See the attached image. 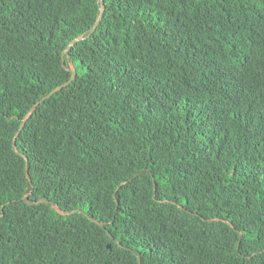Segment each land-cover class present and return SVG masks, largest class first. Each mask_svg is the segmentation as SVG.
Wrapping results in <instances>:
<instances>
[{
	"label": "trees",
	"instance_id": "obj_1",
	"mask_svg": "<svg viewBox=\"0 0 264 264\" xmlns=\"http://www.w3.org/2000/svg\"><path fill=\"white\" fill-rule=\"evenodd\" d=\"M104 2L0 0V264H264V0Z\"/></svg>",
	"mask_w": 264,
	"mask_h": 264
},
{
	"label": "water",
	"instance_id": "obj_2",
	"mask_svg": "<svg viewBox=\"0 0 264 264\" xmlns=\"http://www.w3.org/2000/svg\"><path fill=\"white\" fill-rule=\"evenodd\" d=\"M101 5H102V6H101V13H100L99 19H98V21L96 22V24H95L94 28L92 29V31L89 33V35L92 34V33L98 28V26H99V24H100V22H101V20H102V18H103L104 11H105V2H104V0H101ZM83 39H84L83 37H80V38L76 39L75 41H73V42L68 46V48L66 49V51H68V50H69V49H70L75 43H77V42H79V41H81V40H83ZM65 53H66V52H65ZM65 53H63V64H65V58H64V57H65ZM70 71L72 72V77H71V79H70L69 81L63 83L62 85L57 86V87H56L55 89H53V90H52L47 96L43 97L41 101H39L38 103L35 104V106L32 108V110L29 112V114L26 116L25 120L23 121V124H22L21 130L24 128V126H25L27 120L32 116L33 112L37 109V107H38V106H39L44 100H46V99H48V98H51L53 95H55L57 92H59V91L62 90L63 88L68 87V86H69V85L75 80V78H76V76H77V73H76L75 68H71ZM14 147H15V149H16V151H17L16 140H15V142H14ZM26 159H27V158H26ZM27 175H28V177H29V172H28V170H27ZM29 180H30V178H29ZM30 181H31V180H30ZM29 198H30V194H27V195L25 196V202H26L27 204H29V205H36V204L39 203L38 201H37V202H32V201H30ZM42 202H44V203H48V201L45 200V199H43ZM55 208H56V210H57L59 213H61L62 215H70V214H73V213H75V212H82L81 210L74 211V212L63 211V210L60 209L59 206H55ZM91 219H92L95 223H97V224H99V225H101V226L103 225V223L97 221L96 219H93V218H91Z\"/></svg>",
	"mask_w": 264,
	"mask_h": 264
}]
</instances>
